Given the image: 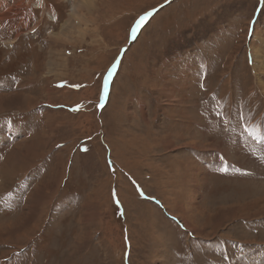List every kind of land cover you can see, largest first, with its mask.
<instances>
[{
	"label": "rangeland",
	"instance_id": "obj_1",
	"mask_svg": "<svg viewBox=\"0 0 264 264\" xmlns=\"http://www.w3.org/2000/svg\"><path fill=\"white\" fill-rule=\"evenodd\" d=\"M18 1L0 264H264V0Z\"/></svg>",
	"mask_w": 264,
	"mask_h": 264
},
{
	"label": "crops",
	"instance_id": "obj_2",
	"mask_svg": "<svg viewBox=\"0 0 264 264\" xmlns=\"http://www.w3.org/2000/svg\"><path fill=\"white\" fill-rule=\"evenodd\" d=\"M13 1H15V0H13ZM14 4V3H13ZM34 153V152H33ZM24 155V156H29L30 155V153L28 152V153H25V152H21V153H18L17 151L16 152H12V154H11V158H14L15 160H16V155ZM37 158H35V156H33L32 157V163L31 164H29L30 162H31V159H28V160H25L24 161V164H22V166H20L19 168H15V169H13V170H11V165H14V162H15V160H12V159H8V161H7V163L8 164H6L5 165V169H6V171L8 172V170H10V171H17V173H25L29 168H31L32 167V165H33V162L36 160ZM3 161V159L1 158V162ZM3 177H4V175H2L1 177H0V179H1V181H3ZM2 183V182H1ZM14 195H15V197H14ZM8 196H10L11 198H12V206H14L15 205V203L18 201V198H19V195L17 194V191H13V192H10V193H8L2 200H1V206H6V202H7V197ZM31 198V197H30Z\"/></svg>",
	"mask_w": 264,
	"mask_h": 264
},
{
	"label": "bare ground",
	"instance_id": "obj_3",
	"mask_svg": "<svg viewBox=\"0 0 264 264\" xmlns=\"http://www.w3.org/2000/svg\"><path fill=\"white\" fill-rule=\"evenodd\" d=\"M21 2H22V0H19L18 1V4H16V7L14 8V9H12V10H10V11H8L4 16H2V19L3 20H10V19H13L14 18V16L15 15H17L16 17H20V15H21V12H23V9L25 8V6H21ZM17 3V2H16ZM61 69V68H60ZM14 88V87H13ZM49 95V94H48ZM10 98V97H9ZM237 144H238V142H237ZM245 148V147H244ZM244 148H242L243 150H245ZM237 151V150H236ZM245 154V153H244ZM198 172V171H197ZM215 178V177H214ZM187 227H188V225H187ZM189 227H191V226H189ZM188 227V228H189ZM189 229H191V228H189ZM259 260H260V258H259ZM263 260V259H262ZM250 264V263H249Z\"/></svg>",
	"mask_w": 264,
	"mask_h": 264
},
{
	"label": "snow or ice",
	"instance_id": "obj_4",
	"mask_svg": "<svg viewBox=\"0 0 264 264\" xmlns=\"http://www.w3.org/2000/svg\"><path fill=\"white\" fill-rule=\"evenodd\" d=\"M151 15V13H148L144 16H141L139 21H137V24H136V28H139L148 18V16ZM133 32L135 33V29L133 30ZM116 65H113V70L115 69ZM111 72H109V77L111 76Z\"/></svg>",
	"mask_w": 264,
	"mask_h": 264
}]
</instances>
